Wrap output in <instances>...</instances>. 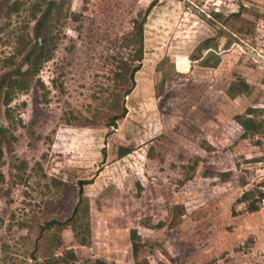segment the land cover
<instances>
[{"label":"rangeland","instance_id":"rangeland-1","mask_svg":"<svg viewBox=\"0 0 264 264\" xmlns=\"http://www.w3.org/2000/svg\"><path fill=\"white\" fill-rule=\"evenodd\" d=\"M53 219L60 264H264V0H0V264H41Z\"/></svg>","mask_w":264,"mask_h":264},{"label":"trees","instance_id":"trees-1","mask_svg":"<svg viewBox=\"0 0 264 264\" xmlns=\"http://www.w3.org/2000/svg\"><path fill=\"white\" fill-rule=\"evenodd\" d=\"M230 16L232 17H239L240 13L239 12H234L232 14H230ZM229 16V17H230ZM218 28V30L224 34L225 36H227L226 31L223 29V27L221 26H216ZM143 26H142V22L140 20H135L134 21V29L132 30V32L130 33V37H131V41H133V43L135 45H137L136 48V55L138 60L142 57L143 55ZM215 38L211 37L208 38L206 40H204L203 42H201L198 47L197 50L199 51V54H194L191 56L192 59H198L199 63L203 66H210V67H214L216 64H218L221 61L220 56L214 52V48H216V44L215 42ZM42 45V44H41ZM44 46L42 45L41 48H43ZM204 50H209L207 52V54L205 56H203V51ZM40 59V57H39ZM172 68H170L168 71L164 70L163 71V75L166 78L170 73H172L175 70V66L174 63L171 64ZM133 71L130 68V66L128 65L127 71L126 72H122L120 73L121 78L123 79V84L124 86H128V88L120 90V92H118L116 95V99H114V102L111 106V111L112 114L110 116V124L115 125L116 124V120L120 117H123L125 115V113L127 112V108L125 106L124 103V99L125 96L127 94H129L131 92L132 89V85L134 83L133 80V75H132ZM27 81L25 79L22 78H12L7 86V91L5 92V102L9 103L10 99H11V92L16 88V87H22L25 88L27 87ZM239 85V84H238ZM244 87L247 89L249 87L248 83L244 81ZM244 88V89H245ZM243 89V88H242ZM240 90V91H244V90ZM119 96V97H118ZM235 119L243 126L244 128V133L243 135L246 137L249 134H254L256 132H258V127L257 124L255 123L253 118H250L248 116H243V115H236ZM129 150L127 148L124 149V151H122V154L127 153ZM247 193L243 196L244 198H242L243 200L247 198ZM260 208L259 204H256V202H252L249 204L248 209L250 210H258ZM68 225L67 221H62V220H57V219H53L49 222V224L47 226H44V231H48L47 234H43L42 236V242H43V247L45 249V253L43 255L44 261L41 262V264H60V263H69L68 260H66L65 258H63L62 256H58L54 259H52L51 256H49V253L52 252L53 249H55V247H58L61 243V234H60V230L66 228ZM132 239H133V253L135 255V257L137 258L139 255V251H140V247H141V242L137 241V230H133L132 231ZM42 246V245H41ZM41 247H39V245H37L35 247V250L40 249ZM33 256L37 259V255L36 252L33 251ZM55 257V256H54ZM52 259V260H51ZM119 264H123V263H119Z\"/></svg>","mask_w":264,"mask_h":264},{"label":"crops","instance_id":"crops-1","mask_svg":"<svg viewBox=\"0 0 264 264\" xmlns=\"http://www.w3.org/2000/svg\"><path fill=\"white\" fill-rule=\"evenodd\" d=\"M187 58V62H188V64H187V69L186 70H180L179 68H178V66H177V58H176V60L175 61H173V63H174V66H175V70H174V74H189V73H191L192 72V69H193V67H195L196 65L194 64V62L196 61V59L194 60V59H192L191 57L189 58V57H186ZM192 59V60H191ZM203 68H207V69H212V68H214V67H210V66H203V65H201ZM235 119V118H234ZM235 121L240 125V126H242L236 119H235ZM242 129H243V131H244V128H243V126H242ZM124 264V263H123Z\"/></svg>","mask_w":264,"mask_h":264}]
</instances>
